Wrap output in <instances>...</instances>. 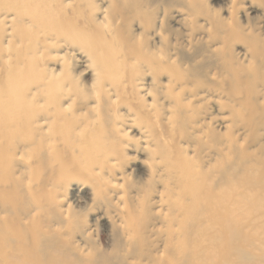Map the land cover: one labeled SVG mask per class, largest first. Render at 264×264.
I'll return each mask as SVG.
<instances>
[{
    "label": "bare ground",
    "instance_id": "obj_1",
    "mask_svg": "<svg viewBox=\"0 0 264 264\" xmlns=\"http://www.w3.org/2000/svg\"><path fill=\"white\" fill-rule=\"evenodd\" d=\"M228 2L0 0V264H264V20Z\"/></svg>",
    "mask_w": 264,
    "mask_h": 264
},
{
    "label": "rangeland",
    "instance_id": "obj_2",
    "mask_svg": "<svg viewBox=\"0 0 264 264\" xmlns=\"http://www.w3.org/2000/svg\"><path fill=\"white\" fill-rule=\"evenodd\" d=\"M201 1L206 5V7L209 10L214 11L221 18H226L229 15L227 14V12L231 11L230 10L231 5L229 4L228 0H201ZM96 3L98 4L99 2L96 1ZM235 5H237L236 9H239L238 12H236L237 21L239 23H244L247 18L252 19L255 22H261L264 20V0H235ZM176 11H177L176 13L182 15V17L179 18H183L186 16V13L184 11H178V10ZM191 20H193V18ZM198 23L199 24L203 23V18H199ZM168 26H169L168 29L170 30L173 29L178 30L177 26L174 25V23L171 21H168ZM242 46L243 45H237L235 48L236 50L239 51ZM130 155L132 154L130 153ZM131 166L132 165H128V167H126V169L123 171L125 176L128 175L127 176L128 182L131 183L141 180L137 171L135 172L129 171L131 169ZM75 187H77V185L74 186V188ZM74 188L73 186H70L66 190L65 195H67L69 201H70L71 192H73ZM78 188H80V186H78ZM84 191H86L87 193V189ZM130 196L132 197L133 195ZM93 215L94 213H90V217H92ZM87 222H89V218H87ZM96 233L101 236L102 245L108 248L107 233H105V231H103L100 227H97Z\"/></svg>",
    "mask_w": 264,
    "mask_h": 264
}]
</instances>
